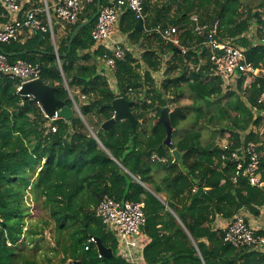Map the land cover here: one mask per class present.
<instances>
[{
  "label": "trees",
  "instance_id": "trees-1",
  "mask_svg": "<svg viewBox=\"0 0 264 264\" xmlns=\"http://www.w3.org/2000/svg\"><path fill=\"white\" fill-rule=\"evenodd\" d=\"M162 1L166 0H146L143 30L137 29L139 20L133 12L123 15L120 29L132 49L124 60H117L113 71L106 69L102 59L108 48L98 46L92 37L97 18L76 34L68 52L73 32L92 18L96 5L89 6L77 24H67L63 36L58 37L54 26L56 43L50 30L35 32L24 42L0 43V53L7 54L11 62L39 64L41 80L55 87L57 98L74 109L73 93L85 118L74 109L70 121L49 120L36 99H23L19 94L20 80L0 74V264H43L48 253L40 244L52 222L64 253L62 263L129 264L118 254L115 233L96 215L106 197L144 202L142 230L151 239L144 247L146 264L264 262L260 252L237 250L225 243L224 231L215 227L217 220L230 221L243 211L264 219L260 211L264 189L251 186L246 178L234 184L235 164H224L221 159L227 151L215 140L203 144L204 136L197 128L206 113L202 103H207L213 108L208 122L227 127L222 131L228 133L231 150L251 141L261 144L264 180V132L260 131L264 116L258 104L264 76L240 75L235 89L213 76L210 53L201 46L204 38L195 32L191 19L196 15L202 25L210 26L219 21L218 37L232 40L245 49L255 68H264L260 11L264 0L254 10L243 0H167L168 4L158 8ZM108 4L109 0H102V6ZM158 26H176L181 44L189 51L183 54L152 33ZM136 46L143 50L140 58L133 52ZM165 55L170 57L164 88L159 89L155 81L162 73ZM177 71L173 77L171 73ZM78 90L88 99L86 103H79ZM185 91L193 99L196 118L192 128H186L189 108H171L173 145L182 154L180 161L164 143L167 130L160 115L163 107L177 101L166 94L181 98ZM120 97L133 102L136 131L129 120L116 122L110 130L102 128L114 116V110L104 106ZM93 117L98 118L93 127L96 137L86 125ZM197 188H203L209 199L194 198ZM29 196L48 214V220L40 217L32 222ZM258 229L257 234L264 236V226ZM92 239H100L113 250V256L100 255Z\"/></svg>",
  "mask_w": 264,
  "mask_h": 264
},
{
  "label": "built area",
  "instance_id": "built-area-1",
  "mask_svg": "<svg viewBox=\"0 0 264 264\" xmlns=\"http://www.w3.org/2000/svg\"><path fill=\"white\" fill-rule=\"evenodd\" d=\"M53 1V10L57 22L63 25H75L85 14L87 8L91 5H97L98 0ZM145 2L146 0H110L108 5L101 7L92 31V37L98 46L108 48L110 54L106 52L102 58L108 71L115 70L117 60H124L127 50L131 48L126 44H121L114 38L113 34L117 25H119L121 18L127 12H133L138 20L144 21ZM0 8L4 11L2 12V17L8 18L7 22L0 24V43L24 42L38 31L47 32L50 30L54 36L53 23L50 16L49 23H47L41 18L37 10L24 11L20 0H0ZM49 10L50 8L47 10L48 14ZM191 19L195 23V32L204 38L201 46L205 47L210 53V61L214 65L212 69L213 76L222 78L233 89L236 88L242 75L248 78L264 76L263 68H255L248 61L245 49L234 44L232 40H221L218 37L219 21L210 26L202 25L196 15L192 16ZM178 31L176 26H170L166 29L158 26L153 29L152 33L158 34L166 44H172L180 49L183 54H186L189 49L181 44L177 36ZM192 48H195V46ZM169 57V55H165L162 58L163 73L167 70ZM41 71L39 64L24 60L13 63L9 60L7 54L0 53V74L20 80L19 91L23 84L40 80ZM258 104L262 107L264 116V88L258 99ZM39 106L46 118L51 121L58 119V117L49 118L42 106L40 104ZM52 131L56 132V127H52ZM260 147L261 144L254 141L234 150H231L230 142L221 147L227 151V153L222 155L223 163L231 162L235 164V173L232 176L234 184L240 178H246L251 186L264 189ZM96 215L102 220L104 225L115 233L118 240V254L124 260L129 264H146L144 247L139 240L142 228L146 223L144 202H120L106 197L96 208ZM1 228L2 225L0 223ZM257 229L243 213L236 214L227 223L226 227L222 229L224 231V242L237 250L245 249L246 251L264 254V236L257 234ZM91 241L95 242L96 240L92 239ZM257 264H264V262Z\"/></svg>",
  "mask_w": 264,
  "mask_h": 264
},
{
  "label": "water",
  "instance_id": "water-1",
  "mask_svg": "<svg viewBox=\"0 0 264 264\" xmlns=\"http://www.w3.org/2000/svg\"><path fill=\"white\" fill-rule=\"evenodd\" d=\"M101 7H102V0H98L96 5V12L92 16V18L80 24L73 32L69 41L68 52L71 49L76 34L86 26L93 23V21L98 17ZM143 27H144V21L139 20L137 29L143 30ZM23 53L25 52H22V54ZM55 54L58 58H60L59 55H57V53ZM66 87L69 90L67 82H66ZM55 92H56L55 87L46 84L43 80L40 79L23 84L21 90L19 91V94L23 97V99H27L28 97H33L34 99H36L37 102L42 106V108L44 109L45 113L48 115L49 118L58 117L66 121H70L73 118L74 109L67 106L65 101L57 98ZM218 101H221V98ZM132 104L133 102L127 100L124 97L116 98L111 103L106 104L104 107L113 109L114 116L110 120L104 122L102 128L104 130H110L115 125L116 122L129 120L133 126L134 131H136L137 119L132 113L131 110ZM74 106H76L75 102H74ZM171 112L172 110L170 106H165L161 110L160 121L165 125L167 130L164 143L172 150L174 158L176 160L182 161V154L173 145L174 128L171 121ZM79 115L83 117L81 111H79ZM197 197H203L209 199L206 192H204L203 188H198V190L195 192L194 198ZM96 242H97V249L100 255L107 257L113 256V250L111 248L105 247L100 239H97ZM73 263L82 264L81 261H74Z\"/></svg>",
  "mask_w": 264,
  "mask_h": 264
},
{
  "label": "rangeland",
  "instance_id": "rangeland-1",
  "mask_svg": "<svg viewBox=\"0 0 264 264\" xmlns=\"http://www.w3.org/2000/svg\"><path fill=\"white\" fill-rule=\"evenodd\" d=\"M260 1H262V0H243V3L245 5L247 4L249 6L251 5L252 6V7H250L251 10H254V9H257V4ZM260 11H261L262 17L264 18V9H260ZM52 14H53L54 22L57 23L54 10H53ZM172 14H174V11L172 12ZM117 29L120 30V26ZM64 32L65 31H63L62 33H64ZM141 51H143V50L140 47H135L133 52H134V54L136 53V55H135L136 57L140 58L141 57L140 56ZM177 73H179V72L178 71L172 72L171 74L173 77H175ZM159 77L160 78L156 77L155 84L159 89H163L164 88L163 87V80L166 79V76L162 72ZM75 96H77L80 104H84L88 101V99L85 98L80 93L79 90L75 93ZM166 96L169 100H175L177 98V101L173 102L172 107L170 106L172 108V110L177 108V107H186L187 109L189 108L187 110L188 119L186 120L187 122L184 126L186 128L191 129L192 125H193V121L196 118V110L193 108V99L190 96V92L185 91V95H182L181 98L178 97V95H174L173 93H168V94H166ZM71 98L75 102V98H74L73 93H71ZM221 101H222V99H221ZM75 103H76V106H74V109L76 110L77 115H79V111H81L80 106L77 102H75ZM202 107L206 113L204 114V116L200 120V122L198 123L199 126L197 127L198 129H200V131L202 132V134L204 136V141H202V143L207 145L208 143L212 142V140H215L216 145L219 143H222V139L223 138L225 139L228 135V133H226L222 130L224 128H227V127L225 125H220L217 121H214L213 123H209L208 117L211 116V114L213 113V108L210 107L209 105H207V103H202ZM81 118L85 121L84 117H81ZM97 121H98V118L93 117L91 120V123L93 124V126H91V123L90 124L86 123L88 129L90 130V132L95 137H96V134L94 133L93 127L95 128V126H96L95 124L97 123ZM260 131L264 132V125L260 128ZM217 139H218V142H217ZM27 202L31 206L30 208H32V220H33L32 222L33 223H36L40 217L42 219L48 220V214H46L43 210L40 209V207L37 204H35L36 202L34 201L33 196H29ZM52 224L54 225L53 222H52ZM53 225H51V227H49L46 230V233L44 234L43 242H42V244H40V245H42L43 249L48 253L47 256L43 258V264H71L72 261H69V260L65 263H62V259L64 258V253L62 252V246L58 245V243H57L56 230H55V227ZM45 251L42 250V252H45ZM41 256H42L41 253H39L38 258L40 259Z\"/></svg>",
  "mask_w": 264,
  "mask_h": 264
},
{
  "label": "crops",
  "instance_id": "crops-1",
  "mask_svg": "<svg viewBox=\"0 0 264 264\" xmlns=\"http://www.w3.org/2000/svg\"><path fill=\"white\" fill-rule=\"evenodd\" d=\"M170 2L171 1H174V0H169ZM169 1H162V2H159L157 4V7L158 8H161L164 4H168ZM21 2V5L23 6V9L24 11H27V10H37L39 12V15L41 16V18H43V20H45V22L49 23V16L50 18L52 19V23H53V30H54V26H57V35L58 37H61L63 36L65 33H62L63 31H65V25L63 24H59L58 22H54L53 20V5H54V1L53 0H20ZM110 2V0H109ZM50 8L49 10V14H48V8ZM1 9V8H0ZM171 10L175 11L176 10V5H174V3L172 4L171 6ZM151 14L148 13V16ZM7 20L6 18L2 17V13L0 12V24H3L5 23ZM145 21H144V27H145ZM120 26V24H119ZM119 26L117 25L116 27V30L113 34L114 38L116 40H118V42L120 43H124L130 47H132V45H130V41L128 40L127 38V35L125 34H122L121 32V29L118 30L117 28H119ZM28 38V37H27ZM53 40H54V43H56V37L55 35L53 36ZM263 42V41H262ZM264 44V42L262 43ZM137 47V46H136ZM134 50V49H133ZM264 69V68H263ZM181 138V136H178L176 141L179 140ZM203 141H204V138H203ZM229 138L226 137L225 139L223 138L222 139V143H219L217 144L219 147H222L224 146L227 142H229ZM217 142H218V139H217ZM198 188L195 190L197 191ZM161 197V196H160ZM162 198H165L164 196H162ZM260 211L262 212L261 214H264V209L263 208H260ZM173 212V211H172ZM173 214L177 217V220L179 221V223L184 227L183 223L180 221V219L178 218V216L173 212ZM243 214L247 217V219L249 220V222L256 228H263L264 226V219L262 218L261 215L259 216H255V215H252L249 211H243ZM229 221H226L224 219H219L215 222V227L216 228H219V229H224V227H226L227 223ZM185 228V227H184ZM139 240H140V243L142 244L143 247H146L150 242H151V239L150 237L145 233L141 232L140 236H139Z\"/></svg>",
  "mask_w": 264,
  "mask_h": 264
}]
</instances>
